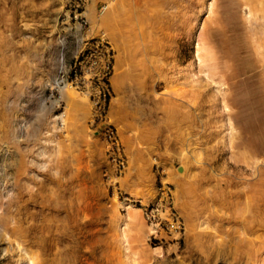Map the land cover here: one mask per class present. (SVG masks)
<instances>
[{
	"label": "rangeland",
	"instance_id": "374dc122",
	"mask_svg": "<svg viewBox=\"0 0 264 264\" xmlns=\"http://www.w3.org/2000/svg\"><path fill=\"white\" fill-rule=\"evenodd\" d=\"M77 13L132 57L104 117L49 90ZM130 255L264 264V0H0V264Z\"/></svg>",
	"mask_w": 264,
	"mask_h": 264
},
{
	"label": "built area",
	"instance_id": "2783aa9c",
	"mask_svg": "<svg viewBox=\"0 0 264 264\" xmlns=\"http://www.w3.org/2000/svg\"><path fill=\"white\" fill-rule=\"evenodd\" d=\"M75 17L80 31V35L77 37V50L68 63L62 59L49 90L54 98H57L60 91L69 86L83 93L81 85L94 83L99 96L98 99L93 98L92 103L104 117L111 98L108 86L114 70V49L103 32L95 37H87L85 34L88 26L86 17L82 13L75 14ZM58 98L60 100V95ZM110 131L109 136L113 134L111 129ZM111 143L112 148L116 146L115 148L118 149L117 143L115 144L114 141ZM118 160L120 161V158ZM168 222L175 223L176 228L180 227L179 218L171 210Z\"/></svg>",
	"mask_w": 264,
	"mask_h": 264
},
{
	"label": "bare ground",
	"instance_id": "6f19581e",
	"mask_svg": "<svg viewBox=\"0 0 264 264\" xmlns=\"http://www.w3.org/2000/svg\"><path fill=\"white\" fill-rule=\"evenodd\" d=\"M255 1L257 2V0H255ZM248 5H249V3H248ZM201 50H203V52L206 53V56L208 57V60H210L212 65H213V62H214V65H213L214 72H216V74L218 73V76H219L220 73L222 72V67L220 66V61H219L218 54H217L216 50L214 49L213 43L211 42V40H210L209 36L207 35V33L203 34V42H202V49ZM118 80L119 79H118L117 75H115V74L111 78V84L114 86L115 90H117ZM120 111H121V109H120ZM125 226L126 225H124V227ZM121 233H122L123 236L127 235L126 228H122V232ZM125 258L126 259L128 258L127 261L130 264H140V260L136 256L130 255L129 257H125ZM27 264H32V261H29Z\"/></svg>",
	"mask_w": 264,
	"mask_h": 264
},
{
	"label": "crops",
	"instance_id": "0c3cea01",
	"mask_svg": "<svg viewBox=\"0 0 264 264\" xmlns=\"http://www.w3.org/2000/svg\"><path fill=\"white\" fill-rule=\"evenodd\" d=\"M88 35H90V37H93L92 31H90ZM110 37H112V39H110ZM110 37L107 36L108 41L112 44L113 48H115L114 45L116 46L120 45L119 41L113 38L114 36H110ZM130 60H132V57L127 53H123V54L121 53L117 55V57H115L114 59V73L128 72L125 70V68L126 66H128L129 69L130 65L128 64V62L130 63Z\"/></svg>",
	"mask_w": 264,
	"mask_h": 264
}]
</instances>
